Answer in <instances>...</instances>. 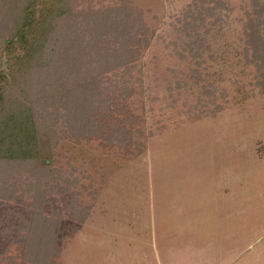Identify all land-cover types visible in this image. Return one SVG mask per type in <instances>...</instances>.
Instances as JSON below:
<instances>
[{
	"label": "trees",
	"instance_id": "trees-1",
	"mask_svg": "<svg viewBox=\"0 0 264 264\" xmlns=\"http://www.w3.org/2000/svg\"><path fill=\"white\" fill-rule=\"evenodd\" d=\"M70 2L0 0V198L16 196L18 183L31 198L21 222L8 227L18 237L11 239L17 242V264H61V220L66 215L74 221L68 229L73 235L88 213L89 205L77 199L78 177L55 164L62 139H98L103 147L131 155L155 134L149 129L145 139L134 136L145 133L142 124L154 107L143 98L140 111L131 104L134 94L151 86L142 65L133 72L154 34L142 9L120 0L74 6L72 13ZM240 6L241 44L232 51L229 42L214 48L209 38L224 33L233 5L228 0L186 4L176 26L177 52L190 62L178 75H164L156 91L161 96L148 99L160 98L159 108L173 107L177 116L196 119L215 114L230 99L246 100L255 87L264 91V0H244ZM231 57L230 69L214 68L213 61ZM96 192L91 191L93 198ZM56 193L66 195L64 209L55 204ZM9 243L0 246V264L10 256Z\"/></svg>",
	"mask_w": 264,
	"mask_h": 264
},
{
	"label": "rangeland",
	"instance_id": "rangeland-1",
	"mask_svg": "<svg viewBox=\"0 0 264 264\" xmlns=\"http://www.w3.org/2000/svg\"><path fill=\"white\" fill-rule=\"evenodd\" d=\"M71 1L72 13L74 6L88 9L120 2ZM130 1L142 9L149 31L154 32L133 71L137 75L142 65L151 86L143 95L134 94L131 103L140 111L143 98L146 106L154 107L142 124L145 133L134 136L145 139L149 129L155 134L131 155L117 146L103 147L98 139L66 138L58 143L55 164L78 177L77 199L89 210L73 235L68 229L74 221L66 215L61 220L57 260L61 264H264V91L255 87L246 100L230 99L215 114L196 119L177 116L173 107L159 108L162 99L152 101L150 95L160 97L162 91H156L161 90L164 75L176 76L190 62L177 52L176 30L190 0ZM228 1L233 5L229 24L224 33L209 39L214 48L229 42L236 51L244 0ZM59 21L62 17L56 26ZM61 29L56 27V32ZM212 63L216 69H230L232 57ZM162 123L165 126L159 127ZM21 187L18 183L16 196L0 198L1 248L10 242L6 252L10 256L3 264L20 260L17 242L11 241L18 237L8 227L15 228L21 222L20 212L29 211L26 202L31 198ZM64 196L54 195L62 209Z\"/></svg>",
	"mask_w": 264,
	"mask_h": 264
}]
</instances>
